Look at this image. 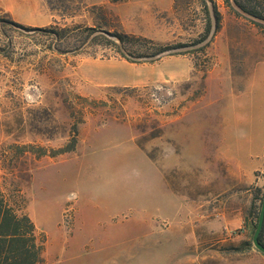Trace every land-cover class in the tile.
<instances>
[{
	"label": "rangeland",
	"instance_id": "rangeland-1",
	"mask_svg": "<svg viewBox=\"0 0 264 264\" xmlns=\"http://www.w3.org/2000/svg\"><path fill=\"white\" fill-rule=\"evenodd\" d=\"M212 1L200 51L199 0H0V187L44 240L41 264H261L217 142L241 160L255 139L264 151V20ZM93 24L188 45L133 63L52 52L42 32ZM74 131L73 152L32 155Z\"/></svg>",
	"mask_w": 264,
	"mask_h": 264
},
{
	"label": "trees",
	"instance_id": "trees-1",
	"mask_svg": "<svg viewBox=\"0 0 264 264\" xmlns=\"http://www.w3.org/2000/svg\"><path fill=\"white\" fill-rule=\"evenodd\" d=\"M123 1V0H110ZM201 14L205 19L203 33L199 39H195L194 43L207 40L211 32H216L219 28L220 14L216 9L212 0H199ZM228 6H235L239 10L248 15L263 19L260 13L258 0H224ZM52 39V52L59 54L77 52L81 49L104 46L113 50L115 56L125 59L133 63L153 62L159 58L172 55L173 50L186 47L188 44L177 45H160L135 35L125 34L121 32L101 33L97 30L96 25L93 26H66L62 28H51L42 30ZM211 42L209 38L205 45L197 50H204V47ZM72 49V50H69ZM175 52L174 54H176ZM77 134L74 131L68 143L63 147L52 150L47 153L43 147L39 148V152L32 155L40 157H57L66 153L73 152L77 144ZM32 148V146H28ZM264 201V185L262 188H252V201L248 215L254 219L251 224L250 238L256 229L259 213ZM8 193H4L0 187V264H41L42 253L44 249V240L38 239L36 235L35 225L24 212L23 206L16 208L11 203ZM258 241L264 246V219L263 225L258 235Z\"/></svg>",
	"mask_w": 264,
	"mask_h": 264
},
{
	"label": "crops",
	"instance_id": "crops-1",
	"mask_svg": "<svg viewBox=\"0 0 264 264\" xmlns=\"http://www.w3.org/2000/svg\"><path fill=\"white\" fill-rule=\"evenodd\" d=\"M219 153L223 157L222 160L226 165L227 173L219 179V185H224L228 190H234L233 194L241 192L248 196L247 205L250 206L252 201L251 188H262L264 185V151L262 143L259 139L249 142L252 147H260L257 153H251L248 157L241 160L234 149L225 148V140L220 139L217 142ZM227 191V190H226ZM233 206H236L232 201ZM221 205V204H219ZM223 206H225L223 204ZM264 264V258L261 260Z\"/></svg>",
	"mask_w": 264,
	"mask_h": 264
},
{
	"label": "water",
	"instance_id": "water-1",
	"mask_svg": "<svg viewBox=\"0 0 264 264\" xmlns=\"http://www.w3.org/2000/svg\"><path fill=\"white\" fill-rule=\"evenodd\" d=\"M263 219H264V201L262 203L261 210H260L259 217H258V222L256 225V229H255L253 237H252L253 246L255 247V249L259 253H261L264 256V246L261 245L258 241V235H259L260 230H261L262 225H263Z\"/></svg>",
	"mask_w": 264,
	"mask_h": 264
}]
</instances>
